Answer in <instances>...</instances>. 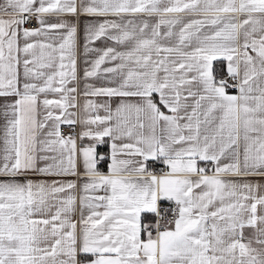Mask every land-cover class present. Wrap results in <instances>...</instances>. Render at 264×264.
Returning a JSON list of instances; mask_svg holds the SVG:
<instances>
[{
	"label": "snow or ice",
	"instance_id": "obj_1",
	"mask_svg": "<svg viewBox=\"0 0 264 264\" xmlns=\"http://www.w3.org/2000/svg\"><path fill=\"white\" fill-rule=\"evenodd\" d=\"M0 264H264V0H0Z\"/></svg>",
	"mask_w": 264,
	"mask_h": 264
},
{
	"label": "crops",
	"instance_id": "obj_2",
	"mask_svg": "<svg viewBox=\"0 0 264 264\" xmlns=\"http://www.w3.org/2000/svg\"><path fill=\"white\" fill-rule=\"evenodd\" d=\"M106 150H107L106 147L101 148V151H102V152H104V151H106ZM101 170H102V171H106V168H105L104 165H101Z\"/></svg>",
	"mask_w": 264,
	"mask_h": 264
},
{
	"label": "built area",
	"instance_id": "obj_3",
	"mask_svg": "<svg viewBox=\"0 0 264 264\" xmlns=\"http://www.w3.org/2000/svg\"><path fill=\"white\" fill-rule=\"evenodd\" d=\"M153 167H162V166H157V165H153ZM167 204H162V207H167Z\"/></svg>",
	"mask_w": 264,
	"mask_h": 264
}]
</instances>
